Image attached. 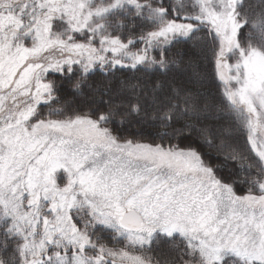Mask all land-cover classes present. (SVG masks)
<instances>
[{
  "label": "snow or ice",
  "instance_id": "6c2138e0",
  "mask_svg": "<svg viewBox=\"0 0 264 264\" xmlns=\"http://www.w3.org/2000/svg\"><path fill=\"white\" fill-rule=\"evenodd\" d=\"M0 264H264V0H0Z\"/></svg>",
  "mask_w": 264,
  "mask_h": 264
},
{
  "label": "trees",
  "instance_id": "16d2710c",
  "mask_svg": "<svg viewBox=\"0 0 264 264\" xmlns=\"http://www.w3.org/2000/svg\"><path fill=\"white\" fill-rule=\"evenodd\" d=\"M212 162H213V163H216L217 161L213 160ZM224 175H225V176L227 175V169H225Z\"/></svg>",
  "mask_w": 264,
  "mask_h": 264
}]
</instances>
